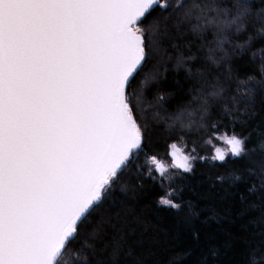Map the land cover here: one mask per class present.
Masks as SVG:
<instances>
[{"label":"snow or ice","instance_id":"snow-or-ice-1","mask_svg":"<svg viewBox=\"0 0 264 264\" xmlns=\"http://www.w3.org/2000/svg\"><path fill=\"white\" fill-rule=\"evenodd\" d=\"M213 136L232 166L208 195L235 234L205 237L193 220L220 214L169 191L191 234L171 264H264V0H0V264H148L152 149L171 141L183 181L208 157L177 141Z\"/></svg>","mask_w":264,"mask_h":264},{"label":"trees","instance_id":"trees-1","mask_svg":"<svg viewBox=\"0 0 264 264\" xmlns=\"http://www.w3.org/2000/svg\"><path fill=\"white\" fill-rule=\"evenodd\" d=\"M243 42V41H239ZM252 57V53L245 55V63L241 67L248 70V75L252 74L251 68L256 72L260 69L259 61L254 66H249L247 61ZM238 59V58H237ZM176 75H181L177 73ZM258 78V77H257ZM247 76L241 75V80H246ZM233 91L236 85L232 86ZM171 91V87L168 88ZM259 99V98H258ZM241 125L237 124L235 131L237 133L245 131ZM220 134H233L231 126L222 127ZM192 137L205 136L206 133L193 129L190 133ZM213 143L209 144L207 140L202 144L194 145L191 139L178 140V146L183 147L187 152L191 153L193 147L196 148L195 153L197 156L208 157L207 160L197 159L195 163L194 175L186 180L181 181L182 175L179 170L173 169L170 175L163 179V184L160 180L153 184L147 182L145 187V195L141 198L143 203L140 205L142 220L140 224L141 230L144 231L145 240L147 243L146 257L148 264H171L181 253L182 249L187 248L191 244V234L183 227L184 217L188 212L187 206L182 208L179 212L169 210L159 204L161 195L173 191L174 196L179 199L180 195L183 196L185 205L191 203L197 206V210L206 209V215L211 217L213 212L220 214L219 219L210 220L208 225H202L201 221L204 219L202 215L199 219H194L191 227L206 229L202 234L206 237L207 232L214 233L217 238L223 239L229 228L232 229L233 235L235 234V226L229 220L223 219L224 212L219 204L208 195V189L212 186L217 175H227L225 169L232 165H214L210 159L213 154L214 145L221 144L220 139L215 136L212 137ZM171 141L159 142L152 151L159 155L164 161H168L167 157V143ZM143 163V158L140 161ZM171 185V188L169 187ZM195 258V257H193Z\"/></svg>","mask_w":264,"mask_h":264},{"label":"rangeland","instance_id":"rangeland-1","mask_svg":"<svg viewBox=\"0 0 264 264\" xmlns=\"http://www.w3.org/2000/svg\"><path fill=\"white\" fill-rule=\"evenodd\" d=\"M220 142H221V144H218V145H214V147L213 148H215V147H219V148H221V150H226L227 148H228V146L226 145V144H224V142L222 141V140H220ZM180 147V146H179ZM181 149H184L183 147H180ZM214 151V150H213ZM165 163L166 164H168L169 165V171L167 172V174H166V176H168V175H170L171 174V172H172V168L173 169H175L172 165H171V163H170V161L168 160V161H165ZM165 176V177H166ZM164 177V178H165ZM157 181H159L160 180V178L157 176Z\"/></svg>","mask_w":264,"mask_h":264},{"label":"water","instance_id":"water-1","mask_svg":"<svg viewBox=\"0 0 264 264\" xmlns=\"http://www.w3.org/2000/svg\"><path fill=\"white\" fill-rule=\"evenodd\" d=\"M168 157V156H167ZM168 160L170 161V163H171V165H172V162H171V158L170 157H168ZM173 166V165H172ZM174 167V166H173ZM175 168V167H174Z\"/></svg>","mask_w":264,"mask_h":264}]
</instances>
